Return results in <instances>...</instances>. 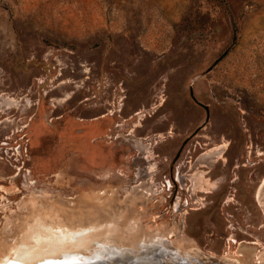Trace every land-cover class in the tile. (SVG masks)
Returning <instances> with one entry per match:
<instances>
[{
  "label": "rangeland",
  "instance_id": "1",
  "mask_svg": "<svg viewBox=\"0 0 264 264\" xmlns=\"http://www.w3.org/2000/svg\"><path fill=\"white\" fill-rule=\"evenodd\" d=\"M98 243L264 264V0H0V264Z\"/></svg>",
  "mask_w": 264,
  "mask_h": 264
},
{
  "label": "water",
  "instance_id": "2",
  "mask_svg": "<svg viewBox=\"0 0 264 264\" xmlns=\"http://www.w3.org/2000/svg\"><path fill=\"white\" fill-rule=\"evenodd\" d=\"M190 97L194 103L206 111V122L209 119L208 107L198 102L190 88ZM151 245L140 243L139 250L131 251L126 248L97 244L98 250H95L87 258L82 259L74 264H240L235 260H229L227 257L216 258L213 256L203 255L185 256L175 251H166L164 248H155L152 250ZM170 256L166 261L163 255ZM80 255V254H79Z\"/></svg>",
  "mask_w": 264,
  "mask_h": 264
},
{
  "label": "flooded vegetation",
  "instance_id": "3",
  "mask_svg": "<svg viewBox=\"0 0 264 264\" xmlns=\"http://www.w3.org/2000/svg\"><path fill=\"white\" fill-rule=\"evenodd\" d=\"M205 114H206V111H205ZM204 123L199 125L197 128H195L193 130L192 135L187 140H184V142L179 146V148L177 149V152H176V154L174 156L173 164H171V166H169V170H168V176L169 177H168V180H166V177H163V179H162V181L160 183L162 185V188H161L162 195H163V193H165V191L168 193V194L165 193L166 196H165L164 203L166 204L167 207L164 209L163 213L166 214V215L167 214H172L173 218L176 216L175 214H177V213L179 214V213L183 212L182 210L185 207L189 206L187 198H185L183 200L182 199L183 193L180 192V190L184 189V186H186L181 181L182 177L184 175H186V173H182L181 171H179L178 168L184 162H185V164L182 167L183 168L186 167L185 165L187 164L188 161H184L185 158L187 157L185 155V152L190 153V157L189 158L193 159V157H191V152L189 150L187 151L186 148L188 147L190 141L193 140L195 137H197L198 134L206 128V125L208 124V121L207 122L205 121ZM203 145H205V144H203ZM200 149H202V147H200ZM200 155H202V154H200ZM195 160H197V157L194 159V161ZM180 162H181V164H180ZM176 164H177V166H176ZM179 195H181V196L179 197ZM173 205H174V207H173ZM171 208H175V209L170 212ZM190 210H192V209L190 208ZM164 214L161 213V215H164Z\"/></svg>",
  "mask_w": 264,
  "mask_h": 264
},
{
  "label": "bare ground",
  "instance_id": "4",
  "mask_svg": "<svg viewBox=\"0 0 264 264\" xmlns=\"http://www.w3.org/2000/svg\"><path fill=\"white\" fill-rule=\"evenodd\" d=\"M63 235V234H62ZM63 237H65V235H63ZM145 244V243H144ZM147 244V243H146ZM25 245V244H24ZM24 247V246H23ZM13 253V252H12ZM16 253V252H15ZM76 254V253H75ZM75 254H69V255H62V256H59V257H48V263L49 264H73L72 262H70V258L72 255H75ZM23 256H25V258L28 256L27 253L25 252H22V255L21 256H15V257H11L9 259V257L6 259V261L4 262V264H30V263H27L24 259H23ZM66 258L67 261H62L60 259H64ZM42 260V259H40ZM38 260V261H40ZM50 260V261H49ZM36 261L34 264H39V262ZM43 262V261H42Z\"/></svg>",
  "mask_w": 264,
  "mask_h": 264
}]
</instances>
